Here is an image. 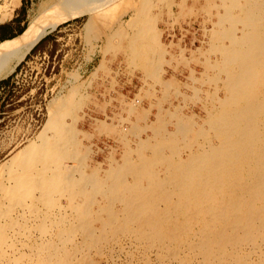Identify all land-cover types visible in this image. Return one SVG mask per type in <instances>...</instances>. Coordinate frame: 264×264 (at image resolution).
<instances>
[{
    "label": "rangeland",
    "instance_id": "rangeland-1",
    "mask_svg": "<svg viewBox=\"0 0 264 264\" xmlns=\"http://www.w3.org/2000/svg\"><path fill=\"white\" fill-rule=\"evenodd\" d=\"M44 1L0 0V56ZM75 4L0 113V264H264L243 161L264 150V0ZM235 155L241 187L213 209Z\"/></svg>",
    "mask_w": 264,
    "mask_h": 264
},
{
    "label": "bare ground",
    "instance_id": "bare-ground-1",
    "mask_svg": "<svg viewBox=\"0 0 264 264\" xmlns=\"http://www.w3.org/2000/svg\"><path fill=\"white\" fill-rule=\"evenodd\" d=\"M224 2V1H223ZM225 3V2H224ZM76 4H75V0H45L44 2L40 3L36 9L34 10L32 16L30 17V20L27 22L26 27L23 29V31L17 35L14 39H12L9 43H7L2 52H1V56H0V80L6 78L7 76H9L14 69L18 66V64L24 59V57L30 52V50L34 47V45L44 36H46L47 34L53 32V30L56 28V26L63 22L66 21L67 19L72 18L75 15V11H76ZM1 11V10H0ZM3 11V10H2ZM1 14V13H0ZM5 18V16L3 17V19ZM1 19V18H0ZM234 28V27H233ZM226 38L230 39V37L234 35V30L230 27H227L224 31ZM236 40V39H235ZM229 42V41H228ZM234 43V42H233ZM241 47V46H240ZM246 47V46H244ZM226 49V48H225ZM229 50V49H228ZM225 61V60H224ZM224 63V62H223ZM226 63V62H225ZM241 65V64H240ZM251 70H253V68H250ZM248 70V74L250 75L251 73H253V71ZM255 70V69H254ZM256 71V70H255ZM254 71V72H255ZM234 84V83H233ZM232 84V86H233ZM236 84V83H235ZM238 84V83H237ZM230 86V85H229ZM235 88V86H233ZM237 90V89H236ZM230 91V90H229ZM238 91V90H237ZM238 94H236L237 96ZM263 95V94H262ZM233 96V95H232ZM243 97V96H242ZM261 98V97H260ZM234 99V98H233ZM237 99V98H236ZM232 100V99H231ZM218 102V101H217ZM231 115V114H230ZM240 115V114H239ZM242 115H240L241 117ZM256 116V115H254ZM250 117V116H249ZM255 118V117H254ZM262 119V118H261ZM235 120V119H234ZM249 121H247L248 124ZM224 123V122H223ZM252 124V122H251ZM264 124V123H262ZM246 125V124H245ZM250 125V124H248ZM247 126V125H246ZM263 128V127H262ZM244 129H248L247 127ZM240 130V129H239ZM246 131V130H245ZM259 132H257L258 134ZM262 135V134H261ZM248 137V135H247ZM252 139V138H251ZM250 139L251 142V146L250 149H248V151L244 152L245 154H247L246 159L243 161H248L247 163V171H248V175L247 177L249 179H255L254 183H255V190H251L252 196L250 198L252 199H256L257 197H263L264 195V150L263 152L260 154V156L258 157H254L253 159L251 158V149L253 150L254 146L257 145L255 144V141H252ZM254 140V139H253ZM262 141V140H260ZM248 142V141H247ZM263 143V142H262ZM239 144V143H238ZM255 144V145H254ZM49 146V145H48ZM240 148V147H239ZM262 148V147H260ZM259 149V148H258ZM46 150V149H45ZM50 149L47 150V152ZM256 150V149H255ZM229 152V151H228ZM239 152V151H238ZM226 153V152H224ZM230 153V152H229ZM234 154V153H233ZM237 154V153H235ZM239 154V153H238ZM240 155V154H239ZM244 155V154H242ZM215 156V155H214ZM226 156V155H225ZM224 156V157H225ZM232 156V155H231ZM236 156V155H235ZM237 157H232V161H230L231 157L229 158L228 162L226 160L227 166L222 167L223 170L220 171L219 176L220 175H226L227 178L223 179V178H219L216 177L219 181H217L218 183L216 185H214L210 191L208 193H206V197L204 200L208 201L209 204L212 205L213 209H218L220 207V197H222V192L221 190H224L225 192H230L231 190H234L236 188V186L238 185L239 180H241L240 178V173L237 172L236 170V174H231V170L230 167L228 166V164H233L235 163L237 159ZM201 158V157H200ZM213 158V157H211ZM210 158V160H211ZM219 158V157H217ZM216 158V159H217ZM227 159V158H226ZM241 159V158H240ZM250 159V160H249ZM215 160V159H214ZM47 161V160H46ZM214 162V161H213ZM252 162V163H251ZM55 163V162H54ZM225 163V162H224ZM251 163V164H250ZM214 164V163H213ZM216 164V163H215ZM219 165V164H218ZM225 165V164H224ZM60 167V166H59ZM213 167V166H212ZM215 168V166H214ZM213 168V169H214ZM221 168V169H222ZM212 169V170H213ZM60 170V169H59ZM244 170V169H242ZM239 171V170H238ZM217 172V171H216ZM213 173V172H212ZM217 173V174H218ZM233 173V172H232ZM252 174H253V178H252ZM59 175V174H58ZM216 175V174H215ZM62 176V175H61ZM218 176V175H217ZM56 177H58L56 175ZM247 179V178H246ZM248 179V181H249ZM60 180V179H58ZM244 180V178H243ZM192 181V180H189ZM246 183V181H244ZM191 183V182H189ZM223 183V184H222ZM192 184V183H191ZM196 184V183H195ZM186 185V184H185ZM188 185V184H187ZM194 186V185H193ZM196 186V185H195ZM199 186V185H197ZM183 187V186H182ZM190 186H188L189 188ZM192 187V186H191ZM241 187V186H239ZM97 188V187H96ZM196 188V187H194ZM243 188V187H242ZM187 189V188H186ZM192 189V188H191ZM241 189V188H240ZM244 189V188H243ZM195 190V189H193ZM187 192V190H185ZM184 192V191H182ZM204 192V191H203ZM198 193V192H197ZM232 193V191H231ZM199 194V193H198ZM182 195V194H181ZM184 195V194H183ZM191 195V194H190ZM203 195V194H202ZM233 195L230 194V196ZM238 195V194H237ZM66 196V195H65ZM234 196V195H233ZM254 196L256 198H254ZM70 197V196H69ZM195 197V196H194ZM198 197V196H197ZM193 198V197H192ZM229 198V197H228ZM187 199V198H186ZM233 199V198H232ZM260 199V198H259ZM66 200V199H65ZM189 200V199H188ZM199 200V199H198ZM228 200V199H227ZM231 200V199H230ZM71 201V200H69ZM196 201V200H195ZM202 201V200H201ZM200 202H195L196 205H198V203ZM226 201V199H225ZM77 202V201H76ZM222 203V202H221ZM239 203V202H238ZM225 204V203H224ZM232 204V203H231ZM237 204V203H236ZM183 205V204H182ZM210 205V206H211ZM199 206V205H198ZM209 206V207H210ZM231 206V205H230ZM206 207V206H205ZM209 208V210H211V208ZM226 207V206H224ZM185 208V207H184ZM187 209V208H185ZM190 209V208H189ZM203 209V208H202ZM201 209V210H202ZM205 209V208H204ZM203 209V210H204ZM228 210V207L226 208ZM201 210L196 211L195 215L192 214V211H190V214L187 215V217L185 216V218L190 217V219H196L200 218ZM202 210V211H203ZM208 210V209H207ZM220 210V208L218 209ZM217 210V211H218ZM225 210V208H224ZM231 210V209H230ZM235 210V209H234ZM194 211V210H193ZM221 212V211H220ZM219 213V212H218ZM216 211H211V214L214 216L216 214H218ZM226 213V212H225ZM205 215V213L203 214ZM202 215V217H203ZM210 216V215H209ZM218 216V215H217ZM216 216V217H217ZM220 216V214H219ZM215 217V216H214ZM211 218V217H210ZM220 219V218H219ZM179 220V219H178ZM189 220V219H188ZM211 220V219H209ZM176 221V220H175ZM202 221V220H201ZM214 221V220H213ZM152 221H150L151 223ZM217 222V221H216ZM147 222H143V224H146ZM174 223V222H173ZM209 223V222H208ZM152 224V223H151ZM212 224V223H210ZM161 225V224H160ZM208 225V224H207ZM161 227V226H160ZM163 228V227H162ZM238 228V227H237ZM214 230V229H213ZM211 231V230H210ZM252 233V232H251ZM206 235V234H205ZM209 236V235H208ZM225 239V238H224ZM230 240V239H229ZM215 244V243H214ZM204 245V244H203ZM206 247V246H205ZM223 247V246H222Z\"/></svg>",
    "mask_w": 264,
    "mask_h": 264
},
{
    "label": "trees",
    "instance_id": "trees-1",
    "mask_svg": "<svg viewBox=\"0 0 264 264\" xmlns=\"http://www.w3.org/2000/svg\"><path fill=\"white\" fill-rule=\"evenodd\" d=\"M9 27H10V25L9 24H1L0 25V42H2V41H5V40H8V39H11V38H13L14 36H12V35H9V34H6V32L8 31V29H9ZM23 29H20V30H18L17 31V33L16 34H19V33H21V31H22ZM48 37V36H47ZM41 42V41H40ZM39 42V43H40ZM38 43V44H39ZM37 44V45H38ZM36 45V46H37ZM35 46V47H36ZM35 47L30 51V52H32L34 49H35ZM18 67H19V65L14 69V72L11 74V75H9L8 77H6L5 79H3V80H0V94H1V96H0V109H1V112L0 113H3V107L7 104V101L11 98V97H14V98H16L17 96H15L14 94H13V89H15V86H14V83H12V78H13V76H14V74H15V72L18 70ZM19 103H16V104H14L13 106H11L10 108H8V110H12L14 107H16L17 105H18ZM7 110V111H8ZM1 116V115H0Z\"/></svg>",
    "mask_w": 264,
    "mask_h": 264
}]
</instances>
